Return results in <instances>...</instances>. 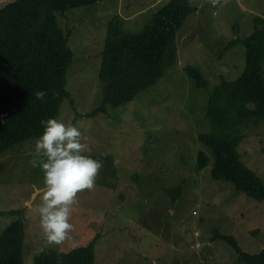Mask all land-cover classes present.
I'll return each instance as SVG.
<instances>
[{
    "label": "rangeland",
    "instance_id": "obj_1",
    "mask_svg": "<svg viewBox=\"0 0 264 264\" xmlns=\"http://www.w3.org/2000/svg\"><path fill=\"white\" fill-rule=\"evenodd\" d=\"M9 0H0L2 7ZM170 0H99L57 13L74 57L58 119L76 125L90 155L103 167L94 187L78 193L70 239L50 245L40 228L45 190L43 171L33 167L37 139L0 153V211L23 210L24 264L45 248L69 251L100 235L95 264H243L217 232L233 235L243 250L264 248V199L238 192L211 177L214 158L198 136L212 131L208 99L222 77L234 80L245 68L246 47L221 53L235 38L254 32L264 18V0H190L194 11L177 32L178 58L151 87L117 108L102 103L99 79L108 24L115 14L127 31L137 32ZM187 66L200 69L206 87L197 86ZM264 71V62H263ZM237 149L264 180V120L246 121ZM200 150L209 163L198 169ZM180 190V194L178 192ZM18 215L0 213V234Z\"/></svg>",
    "mask_w": 264,
    "mask_h": 264
},
{
    "label": "trees",
    "instance_id": "obj_2",
    "mask_svg": "<svg viewBox=\"0 0 264 264\" xmlns=\"http://www.w3.org/2000/svg\"><path fill=\"white\" fill-rule=\"evenodd\" d=\"M99 0H9L0 7V153L28 140L38 139L41 120L58 118L64 100H72L67 88L68 68L74 51L69 45L71 29L58 22L57 13L88 6ZM194 11L190 0H170L155 12L140 31L129 32L124 19L115 14L108 24L99 79L103 84L102 103L97 111L117 108L153 86L178 58L177 32ZM254 32L244 39L228 42L221 53L235 45L246 47L241 75L222 77L209 95L207 117L212 131L199 134L214 158L211 177L230 182L238 192L264 199V180L241 158L237 149L239 132L246 121L256 125L264 120V18L256 16ZM199 87L207 81L200 69L187 66ZM44 91L43 100L35 93ZM200 150L198 169L209 163ZM180 194V190L178 189ZM0 213L18 215L0 234V264H24L26 224L23 210ZM100 235L89 244L69 251L45 248L33 264H95ZM243 264H264V248L257 253L242 249L233 235L217 232Z\"/></svg>",
    "mask_w": 264,
    "mask_h": 264
},
{
    "label": "clouds",
    "instance_id": "obj_3",
    "mask_svg": "<svg viewBox=\"0 0 264 264\" xmlns=\"http://www.w3.org/2000/svg\"><path fill=\"white\" fill-rule=\"evenodd\" d=\"M213 6L217 0H211ZM46 93L37 91L36 99L43 100ZM43 131L35 142L37 156L33 167L43 171L45 190L39 208V223L47 242L60 245L70 239L74 225L70 222L78 193L94 187L103 167L102 161L90 155L88 145L82 142V132L74 124L56 117L41 120Z\"/></svg>",
    "mask_w": 264,
    "mask_h": 264
}]
</instances>
